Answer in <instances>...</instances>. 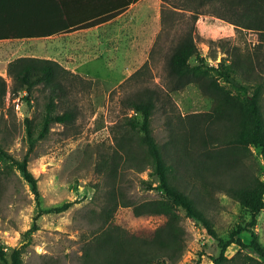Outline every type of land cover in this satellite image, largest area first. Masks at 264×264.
<instances>
[{
    "label": "rangeland",
    "instance_id": "obj_1",
    "mask_svg": "<svg viewBox=\"0 0 264 264\" xmlns=\"http://www.w3.org/2000/svg\"><path fill=\"white\" fill-rule=\"evenodd\" d=\"M195 4L196 0H140L135 13L113 28L116 32L130 21L132 27L125 35V41L115 38L109 43L116 60L128 57L131 66L128 68L125 63L120 68L118 62V66L108 67L95 61L91 68L95 77L84 76L88 81L77 84L73 90L71 99L76 101L79 115L68 127L54 123L49 133L41 136L48 91L38 86L28 102L24 92L15 96L10 93L12 80L7 83L8 91L0 101V145L16 159L28 156V168L38 180L41 208L73 202L66 212L45 213L37 221L38 229L30 233V244L22 255L23 264H86L87 259L94 264V237L97 234L113 228L141 236L164 222L162 216L138 217L133 212V204L167 198L158 188L159 182L151 167L138 171L142 158L126 163L122 159L113 178L96 169L102 155L114 152L116 140L124 132L121 125L125 124L126 114L122 101L137 86L129 88L122 84L149 61L150 76L146 78L150 80V86L170 88L165 71L167 53L172 43H178L181 37L190 33L207 66L219 67L223 58L238 62V56L254 54L258 46L264 56V35L236 25L234 21L241 22L239 12L235 17L230 15L227 11L231 7L229 0H206L198 6V11L194 9ZM105 34L94 33V41ZM48 45L44 39L19 41L14 47V57L43 58L49 53ZM197 63L195 56L190 59V64ZM261 78L264 114V72ZM236 80L221 79L220 84L233 95L249 94L239 90ZM170 98L175 114L182 117L188 113L211 111L215 104L214 99L204 95L196 84L170 91ZM63 109L65 107L61 106L59 111ZM161 110L159 105L152 127L157 141L163 144L169 138V123L167 113ZM128 114L133 112L128 111ZM26 115L31 120L29 129ZM178 115L172 119L173 126L179 120ZM263 163L259 149L253 147L252 155L246 159L249 171L261 176ZM206 206L214 229L222 237L251 220L249 211L219 188L213 189ZM36 213L37 199L21 172L16 166L0 165V244L7 252L6 260H10L9 252L20 245L24 234L33 226ZM179 213L187 231V247L179 259L165 260L164 264H213V258L220 253L218 242L201 223L187 217L183 210ZM254 231L264 245V209L258 215ZM238 237L249 244L248 233L243 232ZM239 250L238 245H232L227 256L244 258L249 255L246 250L238 253ZM0 264H6L1 257Z\"/></svg>",
    "mask_w": 264,
    "mask_h": 264
},
{
    "label": "trees",
    "instance_id": "obj_2",
    "mask_svg": "<svg viewBox=\"0 0 264 264\" xmlns=\"http://www.w3.org/2000/svg\"><path fill=\"white\" fill-rule=\"evenodd\" d=\"M140 0H0V40L42 39L53 35L90 28L109 21ZM195 1V0H194ZM194 9L206 0H196ZM228 12L234 17L239 12L240 27L255 29L264 35V0H229ZM241 10H238L240 8ZM263 38V37H262ZM261 46L254 54H243L235 60L226 58L219 67L205 65L200 57L192 34L185 35L171 44L166 56L165 71L170 88L150 86V63L145 62L122 85L135 90L122 101L126 116L121 125L124 132L116 140L114 152H106L97 164V171L108 177L117 175L122 159L138 161V171L152 168L159 186L167 196L133 204L135 216H162L164 222L152 232L135 236L110 228L94 237V264H164L176 261L184 253L187 231L183 224L185 215L201 223L219 245L220 253L213 264H264V245L254 228L258 215L264 209V180L262 175L249 171L246 159L252 148L259 149L264 162V114L263 86L264 56ZM196 57L197 64H190ZM8 76L12 80L10 93L24 92L29 102L38 86L48 91L46 111L41 123V136L49 133L51 125L65 127L75 123L79 113L76 101L71 99L77 84L87 79L58 61L21 56L8 64ZM236 80L239 90L249 92L245 96L233 95L220 84V80ZM88 81V80H87ZM90 81V80H89ZM196 84L201 92L215 101L211 111L188 113L184 117L175 114L170 91ZM8 91L6 79L0 75V101ZM161 106L168 118L169 138L160 144L152 127L153 116ZM64 106L63 111H59ZM128 111L133 114L129 115ZM174 115L179 120L173 126ZM28 129L29 116L25 117ZM33 144V143H32ZM31 144L30 149L33 148ZM28 156L22 160L11 156L0 145V165L16 168L29 183L37 199L34 224L24 234V240L9 253L6 260L4 246L0 244V257L6 264H23L22 255L30 244V233L38 229L37 221L45 213H62L73 202H64L50 209H43L39 202L38 180L28 168ZM264 165V163H263ZM219 188L249 211L251 220L240 224L222 237L215 229L206 204L213 189ZM246 232L249 244L238 236ZM232 245H238L244 258L227 256ZM253 254V255H250ZM86 264H90L87 259Z\"/></svg>",
    "mask_w": 264,
    "mask_h": 264
},
{
    "label": "crops",
    "instance_id": "obj_3",
    "mask_svg": "<svg viewBox=\"0 0 264 264\" xmlns=\"http://www.w3.org/2000/svg\"><path fill=\"white\" fill-rule=\"evenodd\" d=\"M138 3L132 4L126 11L117 17L101 23L99 25L78 29L72 32L61 33L50 37H44L48 45L49 53L43 58L58 61L65 68L78 73L80 75L94 78V62L99 61L106 66H118L125 64L129 68L131 63L128 59L119 58L116 60V55L113 53V46L110 45L117 38L120 41H125V35L129 34L132 27L129 22L113 31L115 25L120 23L125 17L130 16L137 10ZM106 33L105 37L94 41V33ZM37 39H4L0 40V75L3 76L7 83H11V78L8 76V64L13 61L16 48L19 41H32ZM14 52V53H13ZM107 52V53H106ZM104 61V62H103ZM123 61H125L123 63ZM88 68V69H86Z\"/></svg>",
    "mask_w": 264,
    "mask_h": 264
},
{
    "label": "built area",
    "instance_id": "obj_4",
    "mask_svg": "<svg viewBox=\"0 0 264 264\" xmlns=\"http://www.w3.org/2000/svg\"><path fill=\"white\" fill-rule=\"evenodd\" d=\"M263 180H264V175H263Z\"/></svg>",
    "mask_w": 264,
    "mask_h": 264
}]
</instances>
